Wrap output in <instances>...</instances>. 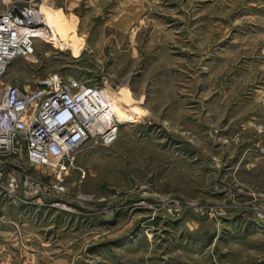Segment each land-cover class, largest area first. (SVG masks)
<instances>
[{"label":"rangeland","instance_id":"obj_1","mask_svg":"<svg viewBox=\"0 0 264 264\" xmlns=\"http://www.w3.org/2000/svg\"><path fill=\"white\" fill-rule=\"evenodd\" d=\"M52 4L63 41L37 40L6 81L104 85L130 120L113 145L90 140L66 175L42 177L0 264H264V226L230 196L264 194V0Z\"/></svg>","mask_w":264,"mask_h":264},{"label":"built area","instance_id":"obj_2","mask_svg":"<svg viewBox=\"0 0 264 264\" xmlns=\"http://www.w3.org/2000/svg\"><path fill=\"white\" fill-rule=\"evenodd\" d=\"M52 1L12 2L0 13V194L25 206L41 199L42 177L60 179L88 141L109 147L122 126L104 85L63 80L57 74L41 79L33 89L6 81L12 61L30 56L37 40L52 41L41 14ZM257 152L264 158V146ZM52 190L59 194L63 189L55 185ZM233 193V206L251 210L255 223L264 226V194L242 189Z\"/></svg>","mask_w":264,"mask_h":264},{"label":"crops","instance_id":"obj_3","mask_svg":"<svg viewBox=\"0 0 264 264\" xmlns=\"http://www.w3.org/2000/svg\"><path fill=\"white\" fill-rule=\"evenodd\" d=\"M259 158H255L253 159V161L251 160V162L248 163V168H255L256 166V162L258 161H263L262 159ZM250 170V169H248ZM36 202H40V200H35L33 204H36ZM12 203V205H10ZM15 208V209H13ZM27 208L29 209V207L21 204L20 202H8L7 199L5 198L4 195L1 196L0 194V241H9V239L5 238L6 235L4 234H8V233H17L16 231L18 230V232L21 230V232L24 231V227L25 224L28 223V221L26 220V217H28L30 214L28 212H26L25 210H27ZM7 209H10L13 213V215H10ZM22 210L23 214L25 215V217L23 219H20V214L18 215V211ZM21 212V211H20ZM22 221V224H19L20 222L18 220ZM30 219L32 220V217L30 216ZM18 224L20 226H18V229H16L12 224ZM7 239V240H4Z\"/></svg>","mask_w":264,"mask_h":264},{"label":"bare ground","instance_id":"obj_4","mask_svg":"<svg viewBox=\"0 0 264 264\" xmlns=\"http://www.w3.org/2000/svg\"><path fill=\"white\" fill-rule=\"evenodd\" d=\"M55 10H57V8H55L53 6L52 2H47V4L41 8V14L43 15L44 20L46 22V26L48 27L46 30H47L49 36L51 37L50 40H52L53 42L63 41L62 39H60V37H62L63 35L61 34L62 36L58 37V30L54 26V23H57L59 21L57 19V16L60 15ZM53 11H54V13H53L54 18L51 16V13ZM51 18H52V20H51ZM70 28H71V26H70ZM72 29H74V28H72ZM64 31H65V29H64ZM67 33H65V34H67ZM63 37H65V36H63ZM44 38L46 39L45 33H44ZM65 39H67V38H65ZM102 87L105 88V86H102ZM106 89H108V87ZM108 90H110V89H108ZM111 91H113V90H111ZM110 97L113 101V106H112L113 111L115 112L116 116L118 117L121 125H124L125 122L130 120V116H129L130 110H129L128 106H125L123 98L120 97L116 92H110Z\"/></svg>","mask_w":264,"mask_h":264}]
</instances>
